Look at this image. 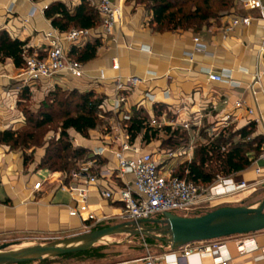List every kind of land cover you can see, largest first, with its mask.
I'll return each instance as SVG.
<instances>
[{"label": "crops", "instance_id": "1", "mask_svg": "<svg viewBox=\"0 0 264 264\" xmlns=\"http://www.w3.org/2000/svg\"><path fill=\"white\" fill-rule=\"evenodd\" d=\"M57 1L72 9L80 0H0V30L11 38L23 41L24 48L31 55L43 56L46 41L42 34L56 30L45 18L43 10ZM88 2L94 7L93 0ZM236 12L230 9L228 14L219 18L218 23H210L198 31L176 29L158 32L149 25V11L133 1L122 0L120 19L110 37L103 35L99 24L91 28V35L86 41L95 39L98 46L94 57L81 62L83 73L79 77L64 74L54 79L23 82L17 76L19 68L8 58L0 59V132L20 131L24 125L21 106L28 103L30 111L34 112L55 88L90 91L94 97H101L102 112L108 113L105 125L89 130L86 137L71 129L67 131V136L73 148H81L91 157L94 151L105 149L100 156L89 160L92 161L90 172L96 177L97 185L87 187V206L95 217H113L119 210L116 192L121 188L122 181L130 180L127 175L123 178L118 176L111 154L112 150L119 149V140L127 142L123 131L118 136L113 131L114 124L120 121L122 115L130 117L132 113H140L148 121L156 118L157 112H160L157 117L160 120L167 119L168 114L176 118L175 112L179 111L185 113L190 121L197 118L211 125L206 133L212 131V138L226 130L228 127L225 126L235 130L247 123L254 124L256 135L264 136L263 23L254 18L253 12L239 10V13L252 16L251 23L248 26H235L224 34L223 27ZM193 36L204 43L202 50L193 48ZM71 47L74 46L65 45V51L68 53ZM112 60L117 62L116 70L111 69ZM208 71L229 73L231 80L210 81L206 76ZM99 72L103 73L104 79H98ZM129 76L136 78V81L124 91L126 99L121 113H112L108 103L113 81ZM237 99H242L244 105L235 107L233 103ZM247 110L252 114L248 115ZM195 129L191 127L186 132ZM58 135L59 130H56L45 140H56ZM197 139L198 135L191 137L189 134L187 143L191 141L194 145ZM129 144L132 148L136 146L134 150L145 152L137 137ZM27 151L0 143V243L10 240L17 243L24 237H70L87 231L84 226L89 230L119 223L107 219L95 225L85 221L83 214L70 217L67 211L75 206V202L63 189L69 184V179H60L59 172L37 168L44 147H31ZM124 155L132 154L126 151ZM178 160L184 162L180 158ZM255 169H258V174L254 173ZM231 177L236 182L247 183L249 188L264 184V158H255L247 169ZM36 182L40 183V187L33 190ZM98 189L110 190L112 199L102 198ZM243 199L244 191L228 197L226 201L224 199L221 204H235ZM250 241L263 249L264 230L195 244L200 248L214 243L223 244L230 257L226 264H264V254L259 250L238 254L237 247ZM184 249L170 250L166 244L161 253L151 257L155 264H214L209 256L201 253L181 257ZM143 257H130L108 264H142Z\"/></svg>", "mask_w": 264, "mask_h": 264}, {"label": "trees", "instance_id": "2", "mask_svg": "<svg viewBox=\"0 0 264 264\" xmlns=\"http://www.w3.org/2000/svg\"><path fill=\"white\" fill-rule=\"evenodd\" d=\"M150 12L149 25L154 31H173L190 29L198 31L210 23H218L221 16L228 13L234 4L233 0H128ZM45 18L57 31L70 28L91 29L99 24L98 13L88 0H80L72 9L61 2H52L43 10ZM98 41H85L77 47H71L69 57L79 61H87L94 57ZM24 48V42L11 38L4 30H0V59L8 58L16 68H20L26 56L31 55ZM40 57V56H39ZM24 117L26 131H2L0 143L12 148L27 150L31 147H44L43 156L37 166L49 172L63 174L64 180L76 169L79 162L93 160L81 148H73L68 140L67 131L73 130L81 137H86L89 130L101 127L108 113L102 112V98L94 97L92 92H77L76 90L53 89L39 104L36 112L21 111ZM160 112L155 114L159 116ZM56 121L59 135L56 140L41 142L42 134L38 132ZM128 143L140 137L143 144L155 139L162 131L167 137L162 143L178 145L187 143L189 133L179 128H151L140 113H132L127 120L121 121ZM204 133V132H203ZM205 134V133H204ZM201 135V134H200ZM205 142L196 144L189 162H181L172 173L179 179L190 181L201 186L210 185L217 178L232 176L247 169L259 155L264 142L261 135L255 134V126L247 123L239 129H226L215 138L203 136ZM237 138L236 140H234ZM95 228L93 230H96ZM90 249L86 252L61 256L52 261L38 264H58L59 260L85 257L92 254L101 257L100 250Z\"/></svg>", "mask_w": 264, "mask_h": 264}, {"label": "built area", "instance_id": "3", "mask_svg": "<svg viewBox=\"0 0 264 264\" xmlns=\"http://www.w3.org/2000/svg\"><path fill=\"white\" fill-rule=\"evenodd\" d=\"M94 7L99 16V28L104 36L112 35L115 25L118 23L121 15L122 0H93ZM237 12L232 14L230 20L223 27V33L226 34L235 26H248L252 21V16L239 13V10L253 12L254 18H258L263 23L264 30V0H233ZM223 34V35H224ZM91 35V29L70 28L66 31L59 32L50 30L42 34L46 41L45 53L39 57L36 54L26 56L23 65L18 69L17 76L23 81H34L41 78L54 79L58 76L68 75L79 77L82 75V64L69 57L65 51V45L76 46L85 42ZM193 48L202 50L204 43L199 37H192ZM263 49V48H262ZM117 62L112 60L111 69L116 70ZM207 79L215 82H230L229 73H214L208 71ZM257 78V76H256ZM98 79H104L103 73L99 72ZM136 78L129 76L123 80L115 78L113 81V90L109 100V111L120 114L122 105L125 102L124 91L134 84ZM235 107L244 105L242 99L234 101ZM248 115L251 111L247 110ZM176 118L160 120L150 118L147 125L151 128L159 127H176L188 131L191 127L197 128L200 121L192 119L191 121L183 112H175ZM128 117L122 115L120 121L114 124V133L120 134L123 131L121 121L127 120ZM227 120V116L225 118ZM257 123V119H252ZM161 121V123L159 122ZM225 126V125H224ZM123 136V135H122ZM126 138V134L124 133ZM264 138V136H263ZM127 141V138H126ZM119 149L111 151L115 162V170L120 178L129 176V181H122V186L116 192L117 202L119 203L118 213L113 217H95L88 210L87 206V187L97 185L96 177L90 172L92 161L79 163L76 169L69 175V184L63 187L64 190L72 197L75 202L73 208L68 209L70 217H80L84 215L85 221L99 224L106 222L107 219H113L117 222H135L149 218H159L162 213H170L177 216L191 217L195 213L207 209L212 202L221 198L232 197L249 188V185L243 181H234L231 176L215 179L208 186H201L190 181H185L171 175L170 170L162 168L153 157L146 152L134 150L132 145L119 140ZM192 142H188L184 149H179L171 155L180 158L184 162L191 159ZM105 149L96 150L92 156H100ZM130 152L131 156H125L124 152ZM264 158V142L260 148L257 160ZM258 174V169L254 170ZM40 183L33 184L32 189L38 190ZM99 195L104 199H112L113 193L108 189H98ZM88 231V227L84 226ZM85 231V232H87ZM259 250L264 254V248L259 249L257 245L250 241L241 243L237 247L238 254H246ZM201 253L211 258L214 264H226L230 257L223 244H211L208 247L200 248L195 243L185 246L181 252V257H187L191 253ZM142 264H155L154 259L146 255L142 259Z\"/></svg>", "mask_w": 264, "mask_h": 264}, {"label": "water", "instance_id": "4", "mask_svg": "<svg viewBox=\"0 0 264 264\" xmlns=\"http://www.w3.org/2000/svg\"><path fill=\"white\" fill-rule=\"evenodd\" d=\"M263 230L264 199L255 208L220 207L200 216L191 217L162 213L159 218L119 222L31 246L15 248L13 243H4L0 244V264L52 261L61 256L86 252L96 246L114 245L107 241V238L115 235H123L124 242L134 237L156 240L167 244L170 250H175L189 244L243 236Z\"/></svg>", "mask_w": 264, "mask_h": 264}, {"label": "rangeland", "instance_id": "5", "mask_svg": "<svg viewBox=\"0 0 264 264\" xmlns=\"http://www.w3.org/2000/svg\"><path fill=\"white\" fill-rule=\"evenodd\" d=\"M230 9L235 12L237 11L236 6L234 4L231 8H229V10ZM37 108H39V106ZM25 110H30L28 103H26V105L21 106L20 108V111H25ZM34 112H36V110H34ZM173 117L174 116L170 117V114H168L167 120H173L174 119ZM155 119H157V117ZM105 121L106 119L103 122ZM159 122L161 123V121ZM56 126H57L56 121H54L50 125L43 127L38 132L39 134H42V138H41L42 143L43 141H45V139L48 136L55 133ZM210 126L211 125H208L205 121H202L200 122V125L195 129V131L194 130L189 131V134L191 135V137L192 136L196 137V135H198V139L196 143L193 145V149L196 147V144L201 145L205 142V139L203 138L204 135H206V137H209L212 135L211 134L212 131L211 132L208 131L206 133V130H209ZM225 127H228L227 129H232L231 126H225ZM170 128L176 129V127H170ZM160 129L161 128H159V130ZM26 130L27 129H25L24 127L23 128L21 127L20 129V131L22 132ZM137 138L139 139V144L142 150L145 151L146 153L152 154L154 159L159 163L161 167H165L166 169H169L170 172L172 173H174L177 170V166L181 163V161L178 160L177 157L172 156L171 154L179 149H184L185 143H181V144L179 143L178 145H168V144L162 143L163 141L167 139V137L164 135L162 131L158 132L155 139L151 140L147 145L141 143L140 137H137ZM28 150L30 151V148ZM59 177L60 179L64 178L63 174L61 173ZM224 199L226 201L228 197L221 198L219 200H216L215 202H212L207 209L195 213L194 216H200L206 212L215 210L220 207L253 206L255 208L264 199V184L252 186L249 189L245 190L244 199L239 203H235V204H223L222 203L221 204V202L224 201ZM92 230L93 229H89L87 232L92 231ZM64 238H67V236L24 237V239L17 241V243H15L12 240L6 241L5 243H13V244H17L14 247H21V246H31L35 244H41V243L49 242L55 239H64ZM124 239L125 237L123 235H115V236L107 238V241L113 243L114 245H101V246L94 247L93 249L107 247L105 249L100 250L101 257H96L93 254L91 256H85V257L77 256L74 258L61 259L59 260L58 264H108L116 260L126 259L130 257H143L146 255L155 256L161 253L163 248L166 247L165 243H162L156 240L141 238V237L130 238L126 242H124ZM0 244H4V243H0ZM27 264H32V263H27Z\"/></svg>", "mask_w": 264, "mask_h": 264}, {"label": "bare ground", "instance_id": "6", "mask_svg": "<svg viewBox=\"0 0 264 264\" xmlns=\"http://www.w3.org/2000/svg\"><path fill=\"white\" fill-rule=\"evenodd\" d=\"M135 148H136V146L134 145L133 149H135ZM15 248H18V247H15Z\"/></svg>", "mask_w": 264, "mask_h": 264}]
</instances>
